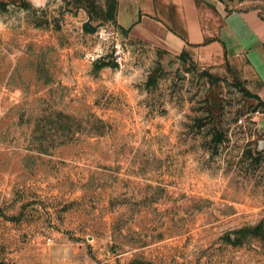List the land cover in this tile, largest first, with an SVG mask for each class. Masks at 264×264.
<instances>
[{"label": "rangeland", "instance_id": "obj_1", "mask_svg": "<svg viewBox=\"0 0 264 264\" xmlns=\"http://www.w3.org/2000/svg\"><path fill=\"white\" fill-rule=\"evenodd\" d=\"M117 5L0 0V264H264V101Z\"/></svg>", "mask_w": 264, "mask_h": 264}, {"label": "crops", "instance_id": "obj_2", "mask_svg": "<svg viewBox=\"0 0 264 264\" xmlns=\"http://www.w3.org/2000/svg\"><path fill=\"white\" fill-rule=\"evenodd\" d=\"M234 0H118L116 19L129 37L206 62L227 63L264 101V18ZM264 133V116L260 120ZM264 149V139L261 142Z\"/></svg>", "mask_w": 264, "mask_h": 264}, {"label": "trees", "instance_id": "obj_3", "mask_svg": "<svg viewBox=\"0 0 264 264\" xmlns=\"http://www.w3.org/2000/svg\"><path fill=\"white\" fill-rule=\"evenodd\" d=\"M125 33V32H124ZM256 95V94H255ZM256 97H258L260 99V97L258 95H256Z\"/></svg>", "mask_w": 264, "mask_h": 264}]
</instances>
